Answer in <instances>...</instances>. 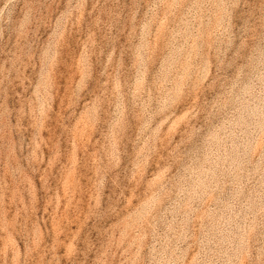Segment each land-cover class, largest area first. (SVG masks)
<instances>
[{"label":"rangeland","instance_id":"1","mask_svg":"<svg viewBox=\"0 0 264 264\" xmlns=\"http://www.w3.org/2000/svg\"><path fill=\"white\" fill-rule=\"evenodd\" d=\"M0 264H264V0H0Z\"/></svg>","mask_w":264,"mask_h":264}]
</instances>
